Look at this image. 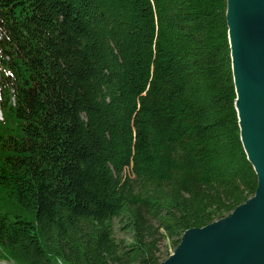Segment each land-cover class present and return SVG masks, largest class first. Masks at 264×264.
Listing matches in <instances>:
<instances>
[{
    "label": "trees",
    "instance_id": "obj_1",
    "mask_svg": "<svg viewBox=\"0 0 264 264\" xmlns=\"http://www.w3.org/2000/svg\"><path fill=\"white\" fill-rule=\"evenodd\" d=\"M226 10L0 0V264H160L254 195Z\"/></svg>",
    "mask_w": 264,
    "mask_h": 264
},
{
    "label": "water",
    "instance_id": "obj_2",
    "mask_svg": "<svg viewBox=\"0 0 264 264\" xmlns=\"http://www.w3.org/2000/svg\"><path fill=\"white\" fill-rule=\"evenodd\" d=\"M226 16L240 140L257 188L226 217L186 230L160 264H264V0H227Z\"/></svg>",
    "mask_w": 264,
    "mask_h": 264
},
{
    "label": "rangeland",
    "instance_id": "obj_3",
    "mask_svg": "<svg viewBox=\"0 0 264 264\" xmlns=\"http://www.w3.org/2000/svg\"><path fill=\"white\" fill-rule=\"evenodd\" d=\"M1 113L2 112H1V108H0V117H1ZM118 228H119V224L116 223V229H118ZM116 235H117L118 238H124L125 237L128 240H130V238H131V235H129V234H127V233H125V232H123L121 230H116ZM174 249H175L174 245L171 242H169L168 240H165L163 242L162 251L164 252V257L167 258L168 257L167 255H171L174 252Z\"/></svg>",
    "mask_w": 264,
    "mask_h": 264
},
{
    "label": "bare ground",
    "instance_id": "obj_4",
    "mask_svg": "<svg viewBox=\"0 0 264 264\" xmlns=\"http://www.w3.org/2000/svg\"><path fill=\"white\" fill-rule=\"evenodd\" d=\"M228 39H229V38H228ZM230 56H231V50H230ZM231 67H232V66H231ZM234 106H235V102H234ZM246 156H247V155H246ZM252 196H253V195H252ZM252 196H251V197H252ZM251 197H250V198H251ZM248 199H249V198H248ZM248 199H247V200H248ZM247 200H246V201H247ZM246 201H245V202H246ZM245 202H244V203H245ZM244 203H242V204H244ZM242 204H240V205H242ZM238 206H239V205H238ZM229 214H230V213H229ZM229 214H228V215H229ZM226 216H227V215H226ZM226 216H224V217H226ZM224 217H222V218H224ZM222 218H220V219H222ZM220 219H218V220H220ZM218 220H216V221H218ZM213 222H215V221H213ZM213 222H212V223H213ZM210 224H211V223H210ZM208 225H209V224H208ZM206 226H207V225H206ZM203 227H205V226H203ZM203 227H200V228H203ZM194 228H196V227H194ZM190 229H191V228H190ZM187 230H188V229H187ZM182 235H183V234H182ZM181 237H182V236H181ZM180 240H181V238H180ZM179 243H180V241H179ZM178 245H179V244H178ZM178 245H177V246H178Z\"/></svg>",
    "mask_w": 264,
    "mask_h": 264
}]
</instances>
